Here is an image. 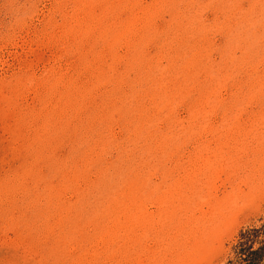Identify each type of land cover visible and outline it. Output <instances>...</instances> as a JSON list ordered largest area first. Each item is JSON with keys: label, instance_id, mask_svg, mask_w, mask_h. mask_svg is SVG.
I'll use <instances>...</instances> for the list:
<instances>
[{"label": "rangeland", "instance_id": "1", "mask_svg": "<svg viewBox=\"0 0 264 264\" xmlns=\"http://www.w3.org/2000/svg\"><path fill=\"white\" fill-rule=\"evenodd\" d=\"M0 264H264V0H0Z\"/></svg>", "mask_w": 264, "mask_h": 264}, {"label": "trees", "instance_id": "2", "mask_svg": "<svg viewBox=\"0 0 264 264\" xmlns=\"http://www.w3.org/2000/svg\"><path fill=\"white\" fill-rule=\"evenodd\" d=\"M244 238H245V242L242 243L241 246H242V247H248L249 243H250L251 241H253V240L251 239V235H250V234H248V235H244Z\"/></svg>", "mask_w": 264, "mask_h": 264}]
</instances>
